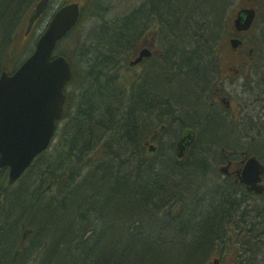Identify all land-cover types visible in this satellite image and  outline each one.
Listing matches in <instances>:
<instances>
[{
    "label": "trees",
    "instance_id": "trees-1",
    "mask_svg": "<svg viewBox=\"0 0 264 264\" xmlns=\"http://www.w3.org/2000/svg\"><path fill=\"white\" fill-rule=\"evenodd\" d=\"M0 1H2L0 3L1 72L6 67L9 68V66L17 63L16 50L17 57H20V51L14 40L13 32L16 25L20 22L23 23L27 11L29 12L36 0ZM22 1L23 5L19 6ZM165 1L167 0H158V4H163ZM147 3L148 5L153 4L151 0H148ZM166 3L171 7H176V9L179 5L187 12L178 21L169 23L170 30L158 32V44H162L171 38H176L179 43L183 41L184 44H187L191 39V35H187V32L188 30L192 32L195 28L192 19H188V17L193 15L197 18L206 11L211 14L207 16L210 20L206 22L210 25L209 28L206 24L207 37H210L209 33L213 30L215 34V30L221 29V32H224V29L220 27V22L226 24L227 21L221 15V11L228 0H202V6L199 5L200 0H168ZM86 5L90 7L91 11H94L96 6L99 5L104 9L106 8V6L99 4L98 0H86ZM84 9L83 6L78 24L62 40L69 39L68 47L62 49V45L59 44L56 48L57 52L62 53L71 61L75 71L73 79H82L84 90L80 94L74 91L67 93L61 118V120H65L62 133L58 134L56 141L39 155L38 160L40 161L44 156L46 157L43 167L39 168V177L50 175L55 179L64 174L77 175L84 173L85 178L88 180V183L84 185L86 186L84 187L86 195L83 198L81 195H76L74 198L70 195L67 197L65 194H54L46 198L38 208L34 204H37L36 201L39 200L38 197L41 195H30V192L24 194L23 197H18L24 203L21 204V208L24 207L21 209L16 206L17 210L20 208L19 211H21L19 215L15 216L22 217L16 223L21 224L22 221L23 223L27 221L26 214L33 216L43 214L46 218L42 220L43 231L38 230L33 221L30 224L27 223L29 228H32L31 225H33L34 230H37L38 239L42 237V242L46 239L47 242L51 241L43 249L45 251L47 246L51 245L48 255H45L43 262L39 264H151V262L156 264L159 260L166 261L169 264H199L203 256L206 257L210 250L221 247L228 242L226 222L221 227L218 235L217 227L220 222L214 223L215 217L219 218L222 213L226 212L225 206L219 205L215 210L213 209L212 212L210 210L208 213H198L199 207L196 206L194 211H187L186 208L180 217H170L171 211L164 207L167 204L166 201H170L175 195L174 191L180 190L177 185L180 183L181 175H186V181L190 182L191 175L200 174V171L203 170L197 165L192 167V164L187 163L178 166L179 164L170 156L168 169L163 173L156 172V169L154 170V158L146 154L145 147L139 140V136L144 139L145 135L139 129L137 130L136 118L130 116V112L135 108L136 97L128 96L130 102L127 103L125 110L120 104L119 91L117 90L118 82L115 80L120 75L117 72L121 60L132 53L136 49L137 41H140L138 34L140 27L138 26V18L135 17L136 13L134 12L124 19L113 20L110 24L105 21V25L102 26L103 31L96 33L93 38H89L91 42L82 46L80 41L75 39V42L72 37L83 21ZM173 12L177 14L180 11L175 10ZM213 18L215 20L211 22ZM178 37L182 38L179 39ZM168 45L169 50L164 54L165 60L172 52L170 50L173 49V43L169 42ZM174 49H176V54L170 58L169 64L164 61L159 66L160 72L166 70V67L174 70V66L171 65L175 64L173 59H176L181 53L178 46ZM90 50L93 52L89 53ZM77 56L86 58L85 62L89 65V70L88 68L78 67L75 61ZM163 75V73H160L158 85L151 87V94L160 95V98L167 95L166 92H168L164 89H162L164 91L161 90V88H164L163 84L168 87L169 85L172 86L173 83H181V80L178 81L177 78L172 82H167ZM131 76L132 74L127 72L124 76L128 84L131 81ZM92 79L94 82H92ZM104 79L107 81H104ZM113 79L114 81H111ZM185 86L183 85L180 89L185 91ZM131 89L134 91L135 87L131 86ZM186 91H188L187 88ZM149 98L150 94L146 99ZM84 104L91 107L82 109ZM123 115L126 116L125 129L119 127V121ZM206 134L208 137L209 135L215 137L216 133L213 131L211 134L209 132H206ZM90 143H93L91 147H89ZM127 149L131 155L128 160L125 157ZM122 154H124V158ZM92 155H95L96 158H92ZM72 159H75L78 165L77 169L73 171L69 166V163L73 162ZM61 162H64L62 166L60 165ZM116 162L119 163V173L113 167ZM129 164H132V166ZM124 165H126V169H123ZM128 166L130 167L128 168ZM97 174L109 176L107 178L102 176L97 180ZM118 174L123 177L120 178ZM158 174H162L161 177ZM3 175V169H0V176ZM91 181H93L94 186L87 188ZM159 182L160 185H155ZM101 188L103 189L100 190ZM28 197L31 198L29 210H27V203L25 202ZM115 199H124L125 202L129 200L130 206L128 207L127 203L125 204L126 207L119 205V211L116 214L107 215L105 208L113 204L118 205L114 201ZM160 208H162L161 212ZM258 209L262 210L259 207ZM19 211H16V213ZM54 211L56 212L53 213ZM160 213L161 216H164L163 220L168 226H162V222L158 221L157 215H160ZM13 215L14 210L12 209ZM63 216L68 218L66 223L58 221ZM233 216H236L239 220L233 229L235 233L243 229L242 236L251 235V238L247 239V246L243 243L238 245L239 249L248 252L257 243L259 232L264 231V228H259L261 224H264V216L260 219H252L250 223L245 224L244 228L241 223V216L231 213V217ZM254 220L256 221L254 222ZM179 222H182L187 230H181ZM9 223L10 221L7 225ZM99 225L101 229L98 231ZM198 225L199 227L203 226L201 238L198 237L200 229L197 228ZM143 227L149 233L143 234ZM174 228L177 234L174 233ZM3 232L5 233L0 234V247L7 250L8 245L6 243L11 239L13 233L8 229ZM110 234L114 237V240L109 238L111 237ZM30 241L34 244L36 237L35 239L32 237ZM93 241L97 243V246L91 249L90 243ZM108 241H112L113 244L105 252L104 244ZM261 242L257 244L260 246L256 245L255 249L261 250L264 247V240ZM79 254H83V260L76 259Z\"/></svg>",
    "mask_w": 264,
    "mask_h": 264
},
{
    "label": "bare ground",
    "instance_id": "bare-ground-1",
    "mask_svg": "<svg viewBox=\"0 0 264 264\" xmlns=\"http://www.w3.org/2000/svg\"><path fill=\"white\" fill-rule=\"evenodd\" d=\"M151 1L153 4L148 5V0H135V3L130 7H125L121 15L110 21L106 20V22L110 24L111 21L124 19L129 15L131 16L134 12L136 13L135 17H137L139 21L138 26L140 29L138 30V34L140 41H137L136 49L121 60L119 71L117 72V74L120 75L115 81L118 82V99L121 105L126 108L127 103L130 102V98L128 99L129 95L132 98L133 96L134 98L136 97L135 108L130 112V116L136 118L137 130L139 129L140 132L145 135L144 139H142V136H139V140L145 147L146 154L154 158V170L156 169V172L163 173L168 169L171 160L170 156L179 164L178 166L187 163L190 165L192 164V167L197 165V167H201L203 170L202 172L200 171V174L195 173V175H191L190 182L186 181V175L180 174V183H186V185H184L185 188L179 183L177 188L181 191L175 190V195L170 201H166L167 204L164 208L171 211L170 217H180L187 208L183 194H185L188 199L193 191L197 192L196 189L200 184L206 183V174H210L206 172H211L210 175H212L213 182L211 185L208 182L209 186L195 194L196 206L200 205L203 198H207L206 194L211 193V196L215 194L220 195L221 198H218L215 204L212 202L204 212L208 213L210 210L212 212V210H215L219 205H224L225 211L229 209L227 212L222 213L219 218L215 217L214 223L217 224L220 222L217 227L218 235L221 227L226 222V226L228 227L226 230V238L228 242L224 245L233 252L232 256H234L233 259L235 258V260L232 264H264V247L261 250L255 249L256 245L262 243L261 241L264 240V231L262 233L259 232L257 235V243L253 245L254 248L248 252H244V250L242 251L238 248V245L243 243L247 246V239H250L251 235L247 234L242 236L243 229L235 233L233 229L239 220L236 216L231 217V213H236L237 216H241V223L244 228L245 224L250 223L252 219H260L264 216V129L261 128V126H264V78L261 81V85H258V95L254 99L248 96V94L253 91L250 80L246 79L247 82L245 83L244 80L241 79L239 83L241 88H237L235 95L231 96L228 104L222 103V105H215L213 103V91L215 88L221 86L219 84V75L213 67L217 57L216 52L219 50L221 51L220 47H217V45H223L225 47V52L236 50L238 47L242 48L245 52L246 64L248 65L252 63L253 66H256L259 62L256 55H260V53L264 55V25L259 26L257 30L255 28L258 36L257 43H251L250 46H246L243 38L247 33L254 31L253 29L256 25V21L260 17V13L263 12L262 4L264 0H228V3L221 11V15H223L227 21L226 24H221L220 22V27L224 29V32H221V29L215 30L216 34L214 30L210 31V37H207L206 34V22L210 21L207 16L211 14L206 11L197 18L193 15L189 16L188 19L191 18L192 23L195 24L194 31L191 32L188 30L187 32V35H191V39L187 44L191 45L179 49V42L176 38L168 39L162 44L159 43L158 48L144 65L142 74L130 79L131 81H129L130 83L128 84L124 77L126 69L130 61L142 49V46H140L142 38L151 36L155 31L166 32L170 27L169 23L178 21L187 12L183 7H179V5L177 6L178 9H176V7H171L166 3L168 0L160 5L158 4V0ZM98 2L106 6V8L104 9L100 5V7L96 6L95 9L93 8L95 12L92 11V13L93 15L95 14L96 16L102 17L103 14L107 12L108 6L101 0ZM200 4L202 6V0H200L199 5ZM21 5H23V1L19 6ZM236 5L237 7H235ZM245 9L254 10L253 18L246 29L236 30L234 19L239 11ZM175 10L180 12L176 14L173 12ZM241 15L244 16L245 14L242 13ZM29 16L30 13L26 15L25 21H23V33L26 31ZM214 20L213 18L211 22ZM103 23L105 25V21H103ZM207 25L210 28V25ZM183 26H185V24H183ZM100 31H103L102 27L95 31L93 36ZM182 37L178 38L180 39ZM89 38L91 37H86L83 42L80 39L81 45L84 46L86 43L91 42ZM232 38L237 39L238 42L236 46H232L230 43ZM169 42L173 43V49L170 50L172 52L169 53L167 60H165L164 54L169 50ZM176 46H178L181 53H179L180 55H178L176 59H173L175 60V64L171 65L174 66V70H170L166 67L165 73L169 76H167L165 80H167V82H172L177 78L178 81L181 80L182 86L186 85V88H189L190 82L193 83L196 85L192 90L193 95H189V92L185 93L186 97L181 95V97L177 98H175L173 94L169 95V92H166L167 95H163L161 98L159 97L160 95H152L151 87L158 85V77L160 73H162L160 72L159 66L164 63V61L169 64L170 58L176 54V49H174ZM92 52L91 50L89 51V53ZM198 52L207 56L206 59H203ZM75 61L80 68H88L89 70V65L85 62V57L77 56ZM75 81L83 80L78 78L75 79ZM104 81L107 80L104 79ZM111 81H114V79ZM92 82H94L93 79ZM131 86H133V88L135 87L134 91L131 89ZM219 90L223 91L222 87H220ZM149 94L150 101L146 99ZM88 107L91 106L84 104L82 109H87ZM124 126H126L125 115H123L119 121V127L123 128ZM123 129H125V127ZM238 129H245L246 134L240 136L231 134H236L235 131ZM213 131L216 134L219 133V135L224 134L223 139L226 143H219L207 136L206 132L211 134ZM165 133H169V136L173 134L175 139L169 141L168 136V140L163 146V137ZM210 136L214 137V135ZM181 139L183 143L190 140V144L188 146L184 145L185 150L183 151V155L178 157L177 153L179 150L177 147ZM202 141H204V143L200 144ZM92 145L93 143H90L89 147ZM157 156H160V158L156 159ZM92 158H96V156L92 155ZM45 159L46 157L44 156V158L41 159L42 161L40 160L41 163L34 175L28 177L23 176L17 182H11L9 176H0V234L5 233L3 231L6 229L13 233L11 239L6 243L8 245L7 250L0 247V264H23L21 259L28 250L29 241L32 237L35 239L36 235H38L37 230L29 228L30 223L27 225V221L24 223L22 221L21 224L16 223V221L22 217L15 215H19L21 204H24L18 197H23L24 194H29V192L30 195L40 194L41 196L38 197V199L39 202L42 200L40 202L41 204L46 198L54 194H65L67 197L69 195L70 197H74L77 195L76 190L79 189V186L88 183L84 173L77 175L64 174L55 179L50 175L39 177V168L43 167ZM248 159L256 160L259 165V180L256 181L254 187L242 180L239 181L232 171L237 163L243 164ZM72 160L73 162L69 163V166L73 171L77 169L78 165L75 159ZM63 163L64 162H61L60 165L62 166ZM115 165H119V163L116 162ZM115 165L114 170L119 173V167L117 166L115 168ZM130 166H132V164ZM130 166H128V168ZM176 171L178 170L176 169ZM118 175L120 178L123 177L120 174ZM161 175L162 174H158L160 177ZM102 176L107 178L109 175L97 174V180ZM93 181L87 185V188L94 186V183H92ZM157 184L160 185V182L155 185ZM161 184H163V182H161ZM27 199L25 202L28 204L31 198L28 197ZM16 206L20 208L17 210ZM196 206L195 208L191 207L187 209V211L196 210ZM258 207L262 210H259ZM12 209L14 210L13 216ZM160 209L161 212L162 208ZM16 211L19 212L16 213ZM27 215L28 214L25 215V218ZM157 217L158 221L162 222V226H168L165 220H163L164 216H161V213L157 215ZM8 221H10L9 225H7ZM255 221L256 220H254V222ZM178 224H180L181 230H187V227L182 225V222ZM197 228H200L198 237L201 238L203 235V226L199 227L198 225ZM175 231L174 228V233H176ZM42 243L44 245L46 241ZM221 247L218 248L221 249ZM39 254L38 264L43 262L45 251L41 250ZM210 254H212L211 250L207 256H203L202 259L207 258ZM219 257L221 259V264H224L221 255ZM200 263L201 261L199 264Z\"/></svg>",
    "mask_w": 264,
    "mask_h": 264
},
{
    "label": "water",
    "instance_id": "water-1",
    "mask_svg": "<svg viewBox=\"0 0 264 264\" xmlns=\"http://www.w3.org/2000/svg\"><path fill=\"white\" fill-rule=\"evenodd\" d=\"M48 2L38 0L35 3L25 33L29 32ZM79 13V5L75 2L58 8L38 37L32 54L12 73L2 71L0 74V167H9L11 182L21 175L38 153L47 148L53 136L56 120L62 113L63 89L71 77V68L64 56L51 58V54L56 42L77 23ZM253 14L252 9L239 11L234 19L236 30L246 29ZM237 42L235 38L230 41L232 46ZM149 55L150 51L142 48L129 65H136ZM189 144L190 140L178 142V157L183 155L185 146ZM258 168L256 160L248 159L241 180L254 187L259 180ZM212 263L220 264L218 258H214Z\"/></svg>",
    "mask_w": 264,
    "mask_h": 264
},
{
    "label": "rangeland",
    "instance_id": "rangeland-1",
    "mask_svg": "<svg viewBox=\"0 0 264 264\" xmlns=\"http://www.w3.org/2000/svg\"><path fill=\"white\" fill-rule=\"evenodd\" d=\"M70 1H78L79 3L81 4H84L85 3V0H51L50 2V5L48 7V9L46 10V12L44 13V16L37 21L33 31L30 33V35L28 37H26L25 39H23V29H24V24L22 22H20L18 25H16V28H15V31L13 32V37H14V40L17 44V47H18V50L20 51V57H17V50H16V60H19L23 57L25 58L26 56H28L32 50H33V47H34V43H35V40L37 38V36L43 31V29L45 28L46 26V23L47 21L49 20L51 14L54 12V10L62 3L64 2H70ZM99 1V0H98ZM105 5L108 6V10L107 12H105L103 14L102 17H99V16H96L95 14L93 15L90 7H87V5L84 9V17H83V21L80 25V27L78 28V30L76 32H74V35L72 37V39L76 42V40L81 41L83 42L85 40L86 37H91L93 38V35L95 33V31L99 30L103 25V21H110L111 19L115 18V17H118L119 15L122 14L123 10H125V7H130L132 4L135 3V0H101ZM2 1H0L1 3ZM263 5V12L260 13V17L258 18V20L256 21V25L254 27V31L252 32H249L247 33L246 35H244V41H245V45L246 46H250L251 43H257L258 42V36H257V29L259 28V26L261 25H264V3L262 4ZM237 7V5L235 6ZM235 10V9H234ZM18 14L20 13L19 11L17 12ZM29 12L27 11V14ZM231 15V14H230ZM25 21V20H24ZM256 28V30H255ZM76 39V40H75ZM71 41V40H70ZM184 42H180L179 43V49H183V47L185 48L187 45H191V44H185L183 45ZM61 45H62V49H66V47H68L69 45V39H65L64 41L61 42ZM217 47H220L221 51H217L216 52V56L217 58L220 60V74L225 72V63H227V60H226V52H225V47L223 45H217ZM201 57L203 59H206L207 56H204L202 53L198 52ZM180 55V54H179ZM90 56V55H89ZM256 58L259 60L258 64L256 66H253L252 63H250V65L248 64H245L243 66V69H242V72H241V75L240 77L238 78H230V81H224L223 82V88L225 89V91L227 93H234L231 88L232 87H235L237 86L238 89L241 88L240 86V82H241V79L244 80V82L246 83V79L247 80H250L251 82V87L253 88V91L250 92L248 94V96L251 98V99H254L257 95H258V85L260 84L261 85V81L263 80L264 78V55L260 53V55H256ZM14 65H11L9 66V68H13ZM81 66V65H80ZM79 67V66H78ZM7 69H9L8 67H6ZM162 73L164 74L163 75V78L166 79L167 76H169L167 73H165V70L162 71ZM173 83V85H169L171 87H167L165 84L164 85V88H161L168 91L169 94H173V96L175 98L177 97H181V95H184L185 96V93H188L189 92V95L192 94L193 95V88L196 86L194 85L193 83L190 82V86L189 88H187L188 91H186V88H185V91H183V89H180L182 88L181 86V83ZM239 85V86H238ZM80 88H82V82L81 81H74L72 85H68L66 87V91L67 92H72L74 91L75 93L79 92ZM235 95V94H234ZM166 96V95H164ZM245 100V99H244ZM193 105V104H192ZM190 108V107H188ZM63 125H64V121H61L58 125V130H57V134H61L62 133V129H63ZM262 129H264V126H261ZM246 130H236V134L234 133H231L232 135H235V136H240L242 134H246L245 132ZM171 134V133H170ZM168 136H169V133H165L164 137H163V146L165 145V142H167L168 140ZM223 136L224 134H221L219 135L216 134V137H211L209 135L210 138L218 141L219 143L221 142H225V140L223 139ZM227 136V135H226ZM175 139V136L172 134L169 136V141H173ZM56 141V138L54 140V142ZM204 143V141H202L200 144ZM226 143V142H225ZM224 144V143H222ZM126 155L125 157H127L126 159H130L131 155H130V152L129 150L127 149L126 151ZM122 157L124 158V154H122ZM160 158V156H157L156 159ZM39 159V158H38ZM38 159H36L32 165L30 166V168H28V170L25 172V177H28V176H31V175H34L36 170L38 169V166L40 165L41 161H39ZM116 164V163H115ZM123 165V163H122ZM121 165V167H122ZM118 165H115V168L117 167ZM114 167V166H113ZM124 168L123 169H126V165L123 166ZM160 169V168H159ZM161 170V169H160ZM206 173H210L209 171H207ZM210 174H206L207 178H206V183H203V184H200V186L196 189L197 192L193 191L192 194L190 195V197L187 199L186 198V195H184V201H185V204H187V209L191 208V207H194L196 206V203H195V194L198 193V191L200 190H203L205 187L209 186L208 185V182L209 184L211 185L212 182H213V179H212V175ZM181 178V177H180ZM203 180V178H202ZM86 185V184H85ZM180 185H182V187L185 188L184 185H186V183H180ZM84 187L86 186H79V189L76 190V194L77 195H81L82 198L86 195L85 190H84ZM103 188H101L100 190H102ZM207 198L204 199L201 201L200 205H198L199 209L197 210L198 213H201V212H204L205 210H207V207H209L212 202H214V204L217 202L218 198H221L220 195H213L211 196V193L209 194H206ZM42 201V200H41ZM40 201V202H41ZM114 201H116L118 203V205H109L107 208H105V211H106V214L107 215H111V213H114L116 214L118 211H119V205H121L122 207H126V203L128 205V207L130 206L129 204V200L128 201H124L123 200H118V199H115ZM37 204H34L36 207L38 205H40V202L39 200L36 201ZM157 203V202H155ZM27 210H29V203L27 204ZM39 208V206H38ZM229 209H226V212L228 211ZM57 211V210H56ZM56 211H54L53 213H55ZM42 212V211H41ZM50 215V214H49ZM51 216V215H50ZM46 218H44L43 214L40 215V214H36L35 216L32 217V215H27L26 217V220H27V223H30L31 221L34 222V224L36 225V227L38 229H40L41 231H43V228H44V225H43V228H42V223L43 221L42 220H45ZM66 219L67 216H63L61 218H59L58 221H61L63 223H66ZM31 227L34 229V226L31 225ZM259 228H264V224H261V226ZM100 228V225L98 227V231H99ZM142 233L143 234H147L149 233V231L146 229V228H142ZM153 233V232H152ZM198 234H199V231H198ZM111 235V234H110ZM111 240H114V237L111 235V237H109ZM51 242V241H50ZM48 242V243H50ZM47 244V239H46V243H42V237L38 239V235H36V241L35 243L33 244L32 241H29V246H28V250L25 252V256L22 257L21 261L23 264H38L39 262V251L43 250L45 248ZM111 244H113L112 241H108L104 244L105 246V249L104 251L106 252L107 249L111 246ZM97 246V243L95 241L91 242L90 243V247L91 249L95 248ZM50 247L51 245H48L46 250H45V254L44 255H48V252L50 250ZM211 253L207 258H204L201 260V263L200 264H209L210 263V260H211V257L213 255H221V258H222V262L224 264H232L233 261L235 260V258L233 259L234 256L233 255V252L231 250H229L227 248V246L223 245L220 248H215V249H212L211 250ZM89 254V253H88ZM2 255V253H1ZM264 255V254H263ZM223 256V257H222ZM80 258V260H83V254H79L77 256L76 259ZM202 258V257H201ZM261 258V256H260ZM259 258V259H260ZM153 262H151L152 264ZM156 264H169L168 262L166 261H163V260H159L158 263ZM254 264V263H253Z\"/></svg>",
    "mask_w": 264,
    "mask_h": 264
},
{
    "label": "flooded vegetation",
    "instance_id": "flooded-vegetation-1",
    "mask_svg": "<svg viewBox=\"0 0 264 264\" xmlns=\"http://www.w3.org/2000/svg\"><path fill=\"white\" fill-rule=\"evenodd\" d=\"M157 36H158V32L155 31L151 36L143 37L141 40L140 46H147L149 48L156 47V43L158 42ZM227 53H229L227 58H228L229 63H231V65H227L226 67V73L223 75L225 80H228L229 77H234L235 75L238 76L240 70L239 68H237V65L239 67V64L243 65V64H246L247 62V60L245 59V52L240 47H238L236 50H230ZM148 59L143 60L141 63L138 64V66L133 68L134 70H131V71H135L136 76L141 75L143 71V67L146 64V61ZM218 75H219V78H222V75H220L219 73ZM220 87L221 86H219L218 88H215V90L213 91V103L215 105H222V103L228 104V101L230 100L231 95L229 94L225 95L223 91L219 90ZM233 89L237 91V87H234ZM240 167H241V164L237 163L235 165V168L232 170L237 179H238L237 175L239 173Z\"/></svg>",
    "mask_w": 264,
    "mask_h": 264
}]
</instances>
